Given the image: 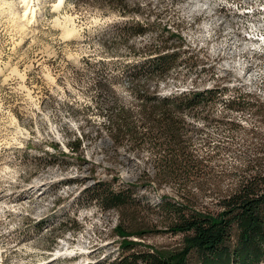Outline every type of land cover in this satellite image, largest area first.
<instances>
[{
  "label": "rangeland",
  "instance_id": "obj_1",
  "mask_svg": "<svg viewBox=\"0 0 264 264\" xmlns=\"http://www.w3.org/2000/svg\"><path fill=\"white\" fill-rule=\"evenodd\" d=\"M34 2L29 27L23 0H0V264H104L120 257L118 213L85 194L98 181L126 188L152 164L148 150L136 156L124 148L123 164L114 167L102 127L107 104L131 101L126 73L149 62L156 47L181 54L159 84L163 94L220 91L196 146L211 156L221 189L264 171V41L257 40L264 35V0ZM222 4L230 9L216 13ZM257 8L263 11L245 14ZM137 24L146 34L134 35ZM233 100L238 109L228 107ZM165 194L174 195L139 186L135 197L146 207ZM202 201L212 205L216 196ZM133 240L164 252L177 248L181 236Z\"/></svg>",
  "mask_w": 264,
  "mask_h": 264
},
{
  "label": "trees",
  "instance_id": "obj_2",
  "mask_svg": "<svg viewBox=\"0 0 264 264\" xmlns=\"http://www.w3.org/2000/svg\"><path fill=\"white\" fill-rule=\"evenodd\" d=\"M131 28L134 35L147 31L140 24ZM180 55L154 48L149 62L126 73L129 104L117 101L106 106L102 129L114 167L123 164L120 150L124 148L136 156L148 150L153 160L126 188L118 190L98 181L86 189L89 203L118 213L113 232L121 239L122 254L104 264H264V171L239 177L225 191L218 185L209 164L211 156L199 154L196 137L201 124L213 121L219 89L169 94L160 89L159 84L180 64ZM228 107L234 110L240 104L233 100ZM80 143L75 140L72 149L77 150ZM119 179L118 173L112 176L115 182ZM139 186L169 188L174 195L165 194L157 204L144 207L135 197ZM208 194L216 196L212 205L202 201ZM145 210L156 219L147 218ZM165 233L181 236L177 248L163 252L133 240Z\"/></svg>",
  "mask_w": 264,
  "mask_h": 264
},
{
  "label": "bare ground",
  "instance_id": "obj_3",
  "mask_svg": "<svg viewBox=\"0 0 264 264\" xmlns=\"http://www.w3.org/2000/svg\"><path fill=\"white\" fill-rule=\"evenodd\" d=\"M25 3H24V13H23V19L24 21H26V24L29 26V27H33L35 25V20H34V11H35V8H34V5H35V2L34 0H23ZM63 0H60V3H62Z\"/></svg>",
  "mask_w": 264,
  "mask_h": 264
},
{
  "label": "built area",
  "instance_id": "obj_4",
  "mask_svg": "<svg viewBox=\"0 0 264 264\" xmlns=\"http://www.w3.org/2000/svg\"><path fill=\"white\" fill-rule=\"evenodd\" d=\"M229 5L226 4V5H218L215 9L216 13H220V14H226L228 12V10L230 9L228 7ZM260 11H263L262 8H257V10H249V11H246L245 14L247 15H250V16H255V15H258L260 14ZM257 40H260V41H264V35L263 33L259 32L258 35H257Z\"/></svg>",
  "mask_w": 264,
  "mask_h": 264
}]
</instances>
